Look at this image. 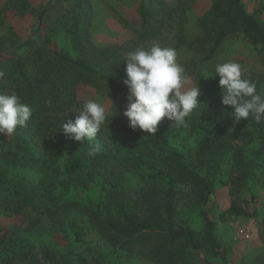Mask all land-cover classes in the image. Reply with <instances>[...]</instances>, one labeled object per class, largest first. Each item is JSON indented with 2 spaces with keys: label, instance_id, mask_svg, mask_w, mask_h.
I'll return each instance as SVG.
<instances>
[{
  "label": "trees",
  "instance_id": "obj_1",
  "mask_svg": "<svg viewBox=\"0 0 264 264\" xmlns=\"http://www.w3.org/2000/svg\"><path fill=\"white\" fill-rule=\"evenodd\" d=\"M21 3L25 6L26 1L21 0ZM141 15L146 26H152V22L158 20L143 5ZM89 16L90 12L74 15L75 21L70 28L75 34L70 51L53 49L50 52L44 48L36 52L38 57L33 75L23 59L18 57L15 60L14 69L22 82L18 88L28 89L35 96L36 110L27 127L38 149L37 164L40 163L50 181L32 195H25L18 189L14 211L21 213L29 204L39 209V219L46 214L61 213L77 205L70 198L73 190L97 185L99 194L87 201L85 217L115 250H134L145 233H153L158 240L147 248L152 251L156 264H216L212 259L217 257L227 264V255L217 239L216 222L208 210L201 211L204 221L202 234L176 223L178 189L190 187L196 200L207 205L219 182L223 165L231 156V167L225 180L231 205L220 219L226 220L227 214L241 217L256 215V209L252 210L249 202L241 199V194L258 165L255 158L249 157L246 147L255 140L256 134L261 135L264 142V121L257 123L250 115L248 120L234 123L231 106L222 105L219 78L206 87H202L201 82L203 66L232 36L241 34L251 45L261 46L264 51V21H260L256 13H248L243 0H213L198 22L202 38L197 51L201 56L182 63L195 86L199 85L201 89L200 105L186 118L187 126H177L165 117L158 131L150 134L133 131L122 115L119 119L121 131L108 136L101 130L96 137L101 151L89 156L87 141L69 140L62 127L59 128L67 117L75 119L71 115L76 103L74 87L84 82L112 99L123 93L128 95L127 86L123 83L126 79L124 53L92 43ZM82 25L83 29L76 32ZM183 43L185 41L180 37L178 47ZM190 45L191 42L188 43ZM246 78L256 84L257 92L261 94L260 76L247 72ZM62 113L65 116H61ZM51 130L58 133L54 141L49 140ZM198 133H201V138L195 146L190 148L187 143L184 150V140ZM240 141L242 145L238 143ZM66 145L70 148L68 170L60 166L61 149ZM35 197L41 198L42 202L45 199L46 203L38 206ZM33 218L30 216L20 227L28 230L35 226L39 219ZM77 238H81L78 233ZM9 239L6 233L0 235V247ZM29 255V252H17L4 260L8 264H17V260L22 261Z\"/></svg>",
  "mask_w": 264,
  "mask_h": 264
},
{
  "label": "rangeland",
  "instance_id": "obj_2",
  "mask_svg": "<svg viewBox=\"0 0 264 264\" xmlns=\"http://www.w3.org/2000/svg\"><path fill=\"white\" fill-rule=\"evenodd\" d=\"M18 1V2H17ZM0 0V91L15 92L23 103L36 110L34 95L28 89H19L22 84L14 69L16 58H21L33 75L34 63L38 50L58 49L70 51L75 34L71 25L75 14L90 12L88 19L89 38L101 48H111L124 54L136 47H150L159 43L162 47L174 48L178 53V63L201 56L197 51L201 44L202 29L198 22L212 5L213 0ZM248 13H256L264 21V0H243ZM22 5V7H21ZM142 5L148 9L154 19L152 26L143 23ZM61 14L65 15L62 16ZM65 18V19H64ZM66 21V22H64ZM83 29L78 28L76 32ZM185 41L178 47V39ZM192 45L188 46V43ZM192 46L195 48H192ZM46 51V50H45ZM197 52V53H196ZM47 53V52H45ZM77 55V54H76ZM77 57V56H76ZM236 62L247 72H253L262 80L261 94L264 95V51L261 46L251 45L241 34L226 39L217 55L203 66L202 87L214 79V67L217 63ZM191 77V76H190ZM192 81V86L195 82ZM76 103L71 115L79 111L89 99H97L112 112V102L116 115L102 127L108 135L121 131L120 118L127 104V94H120L112 99L94 86L80 82L74 87ZM49 114L51 112H48ZM54 113V112H53ZM69 113V112H68ZM65 116V113L60 114ZM30 120V119H29ZM108 123V125H107ZM28 125V123H27ZM35 129V127L33 128ZM40 134V132L38 133ZM58 138V133L51 130L49 140ZM201 133L184 140L193 148ZM240 145L243 143L238 142ZM250 158H255V172L241 194V199L249 202L257 213L251 217L227 214L226 220L220 216L231 205L229 187L225 183L230 171L229 159L223 165L222 174L215 191L207 205L198 202L190 187L178 189L176 223L191 228L200 234L204 227L201 211L208 210L216 222V235L220 246L227 255V264H261L264 262V142L261 135L246 147ZM68 145L61 149V161L64 170H68ZM38 149L32 141L28 127L17 128L12 135L0 134V235L7 234L10 239L0 247V264H8L4 259L11 258L17 252L30 255L17 264H156L152 251L147 247L157 242L153 233H145L140 244L134 250H115L102 236L94 224L85 217V207L89 199L99 194V186L90 189L73 190L70 198L77 202L70 209L56 214L38 217L39 209L25 205L21 213H16V191L33 194L48 184L49 176L37 164ZM135 181V180H133ZM26 195V194H25ZM37 205L45 204V199L35 197ZM36 203V202H35ZM30 216L38 220L28 230L20 227ZM32 220V221H34ZM81 236L80 239L77 238ZM23 242H28L27 244ZM151 250V249H150ZM49 255L46 256L44 253ZM36 255V258H34ZM216 264H225L220 257L213 258Z\"/></svg>",
  "mask_w": 264,
  "mask_h": 264
},
{
  "label": "clouds",
  "instance_id": "obj_3",
  "mask_svg": "<svg viewBox=\"0 0 264 264\" xmlns=\"http://www.w3.org/2000/svg\"><path fill=\"white\" fill-rule=\"evenodd\" d=\"M177 57L174 48L162 47L158 42L147 48L136 47L124 54L126 79L123 83L128 95L123 115L133 131L155 134L165 117L177 126L186 127V118L199 107L201 89L199 85L192 86ZM214 71L215 76H219L222 105L231 106L233 122L248 120L250 115L257 123L264 121V95L258 93L256 84L246 78L247 69L229 61L217 63ZM3 76L0 71V78ZM112 105L109 117V109L104 103L97 99L86 100L82 108L74 112L75 119L67 117L59 128L62 127L69 140L87 141L88 155L94 156L101 151L97 134L101 133L109 118L111 120L116 115L113 102ZM32 111L15 92L0 91V134L9 136L18 127H26Z\"/></svg>",
  "mask_w": 264,
  "mask_h": 264
}]
</instances>
